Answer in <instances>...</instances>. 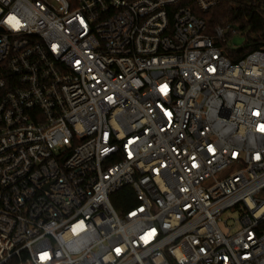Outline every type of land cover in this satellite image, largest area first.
Segmentation results:
<instances>
[{"label":"built area","instance_id":"1","mask_svg":"<svg viewBox=\"0 0 264 264\" xmlns=\"http://www.w3.org/2000/svg\"><path fill=\"white\" fill-rule=\"evenodd\" d=\"M218 4L0 0V264H264V45Z\"/></svg>","mask_w":264,"mask_h":264},{"label":"trees","instance_id":"2","mask_svg":"<svg viewBox=\"0 0 264 264\" xmlns=\"http://www.w3.org/2000/svg\"><path fill=\"white\" fill-rule=\"evenodd\" d=\"M203 16L210 29L217 23H228L233 28L245 30V45L234 51L233 61L264 45V0H219L217 7ZM134 197L133 189L128 187L116 194L113 201L118 212L124 213L137 205Z\"/></svg>","mask_w":264,"mask_h":264},{"label":"rangeland","instance_id":"3","mask_svg":"<svg viewBox=\"0 0 264 264\" xmlns=\"http://www.w3.org/2000/svg\"><path fill=\"white\" fill-rule=\"evenodd\" d=\"M245 42V35L243 34H236L235 37L232 39V45L236 47L244 46ZM241 208V207H240ZM228 209L222 213V221L220 222V227L222 231H230L234 233L238 230L239 222L238 219L240 217L241 209Z\"/></svg>","mask_w":264,"mask_h":264},{"label":"snow or ice","instance_id":"4","mask_svg":"<svg viewBox=\"0 0 264 264\" xmlns=\"http://www.w3.org/2000/svg\"><path fill=\"white\" fill-rule=\"evenodd\" d=\"M262 130H264V129H262Z\"/></svg>","mask_w":264,"mask_h":264}]
</instances>
